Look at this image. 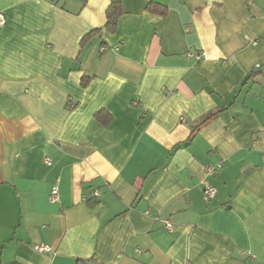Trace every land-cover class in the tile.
<instances>
[{
	"label": "crops",
	"instance_id": "obj_1",
	"mask_svg": "<svg viewBox=\"0 0 264 264\" xmlns=\"http://www.w3.org/2000/svg\"><path fill=\"white\" fill-rule=\"evenodd\" d=\"M0 13V264H264V0Z\"/></svg>",
	"mask_w": 264,
	"mask_h": 264
},
{
	"label": "built area",
	"instance_id": "obj_2",
	"mask_svg": "<svg viewBox=\"0 0 264 264\" xmlns=\"http://www.w3.org/2000/svg\"><path fill=\"white\" fill-rule=\"evenodd\" d=\"M4 23H5L4 16L0 13V28L4 25ZM189 56H193V55H189ZM193 57H195V59L199 61L202 58V54L200 53ZM95 195H97V192L95 193ZM214 195H215V189L213 187L209 186L205 188L204 196L206 199H210L214 197ZM49 200L51 203H56L58 201V189L56 185L51 189V192L49 194ZM164 225H165V228H167L169 231L173 230V225L170 222L166 221ZM36 250L39 253H48V254L51 253V249L47 245L36 246Z\"/></svg>",
	"mask_w": 264,
	"mask_h": 264
},
{
	"label": "trees",
	"instance_id": "obj_3",
	"mask_svg": "<svg viewBox=\"0 0 264 264\" xmlns=\"http://www.w3.org/2000/svg\"><path fill=\"white\" fill-rule=\"evenodd\" d=\"M152 9V8H151ZM119 7L111 3L106 11L107 26L110 30L114 29L119 16Z\"/></svg>",
	"mask_w": 264,
	"mask_h": 264
}]
</instances>
